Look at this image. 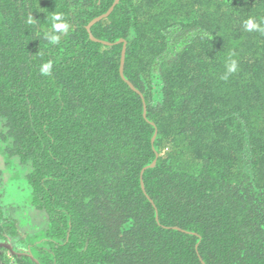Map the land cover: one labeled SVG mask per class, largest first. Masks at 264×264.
Wrapping results in <instances>:
<instances>
[{
  "label": "trees",
  "instance_id": "1",
  "mask_svg": "<svg viewBox=\"0 0 264 264\" xmlns=\"http://www.w3.org/2000/svg\"><path fill=\"white\" fill-rule=\"evenodd\" d=\"M54 11L70 31L49 46ZM250 15L264 0H0V127L34 189L27 223L0 215V264H264Z\"/></svg>",
  "mask_w": 264,
  "mask_h": 264
},
{
  "label": "clouds",
  "instance_id": "2",
  "mask_svg": "<svg viewBox=\"0 0 264 264\" xmlns=\"http://www.w3.org/2000/svg\"><path fill=\"white\" fill-rule=\"evenodd\" d=\"M47 19L49 26L43 32L42 39L47 41L49 46H55L59 43L61 35L70 31V24L66 21L65 14L60 11L51 12ZM34 22L35 20L30 16L29 23ZM242 27L245 32L264 35V16L250 15L242 21ZM37 35L39 36L40 33L38 32ZM52 69L53 61L49 60L40 65L39 74L41 77H48ZM239 70L238 61L229 54L220 79L227 81ZM7 132V128L0 127V136L5 137L0 140V215L7 216L10 209H15L17 210L16 219L27 223L34 192L29 179L33 175L32 161L31 159L22 160L20 156L9 155L12 138L7 136Z\"/></svg>",
  "mask_w": 264,
  "mask_h": 264
},
{
  "label": "rangeland",
  "instance_id": "3",
  "mask_svg": "<svg viewBox=\"0 0 264 264\" xmlns=\"http://www.w3.org/2000/svg\"><path fill=\"white\" fill-rule=\"evenodd\" d=\"M11 210V212H12V214H13V210L12 209H10ZM37 221H39L40 222V220H41V218H40V215H38V214H36V216L34 217ZM15 219H16V216H15ZM41 224V223H40ZM38 225H39V223H38ZM19 229H20V231L22 232V233H28V226H23L22 227V225H20V227H19ZM11 248H13V249H15L17 246H16V244H15V240H12V241H8V243H7Z\"/></svg>",
  "mask_w": 264,
  "mask_h": 264
},
{
  "label": "water",
  "instance_id": "4",
  "mask_svg": "<svg viewBox=\"0 0 264 264\" xmlns=\"http://www.w3.org/2000/svg\"><path fill=\"white\" fill-rule=\"evenodd\" d=\"M112 9H113V7H111L110 10H109L106 14H104L103 16H101V17L95 19L93 22L99 21V20L102 19L103 17L107 16V15L112 11ZM93 22H92L91 24H93ZM91 24H90V25H91ZM90 25H89V26H90ZM123 56H124V51L122 52V60H121V65H122V66L120 67V73H121V75H122V73H123Z\"/></svg>",
  "mask_w": 264,
  "mask_h": 264
}]
</instances>
